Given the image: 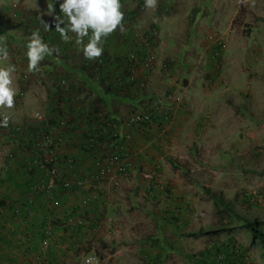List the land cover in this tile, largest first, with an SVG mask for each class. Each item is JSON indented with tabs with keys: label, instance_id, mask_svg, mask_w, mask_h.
I'll return each instance as SVG.
<instances>
[{
	"label": "rangeland",
	"instance_id": "374dc122",
	"mask_svg": "<svg viewBox=\"0 0 264 264\" xmlns=\"http://www.w3.org/2000/svg\"><path fill=\"white\" fill-rule=\"evenodd\" d=\"M51 2L0 0V35L9 48V60L0 63L16 66L18 85L10 110L15 122L0 128V229L3 219L26 225L37 216L15 199L22 192L18 184L33 170L42 175L33 190L49 197L48 212L68 199L71 206L54 224L38 223L33 237L15 234L10 246L20 247V254L2 247L7 241L0 235V264H264V239L245 226L248 220L264 232V0H159L155 9H146L143 0H121L126 30L114 31L103 55L91 61L54 29L43 31L41 16L54 28L44 15ZM37 27L61 51L29 73L24 45ZM105 69L135 76L134 85L122 86L131 92L116 88L129 99L114 102V129H124L117 135L131 172L102 174L100 167L88 181L61 183L66 162L55 153L51 129L59 162L54 189L62 191L49 192L51 165L39 157L45 147L37 136L49 130L42 122L51 116V102L42 108L32 102L37 95L48 102L80 84L91 90L82 73L106 88L101 74L111 71ZM156 106L167 117L149 131L127 124L132 113ZM138 131L144 146L127 150ZM156 163L166 190L149 195L142 171ZM65 182L69 193L75 189L71 198L64 196ZM64 236L66 252L53 250V239Z\"/></svg>",
	"mask_w": 264,
	"mask_h": 264
},
{
	"label": "crops",
	"instance_id": "0c3cea01",
	"mask_svg": "<svg viewBox=\"0 0 264 264\" xmlns=\"http://www.w3.org/2000/svg\"><path fill=\"white\" fill-rule=\"evenodd\" d=\"M105 70L111 71L107 69ZM101 77H103L104 82L107 84L106 88L93 85L90 76L86 73H82L80 79L82 82H90L92 85L91 90L90 88L88 90L83 88L80 84L78 87H73L64 93L61 91L55 92L48 102H43L42 98H36L38 95L34 100L30 99L29 96H26V101L30 102L33 100L32 103L35 107L42 108L47 105V103L51 102L48 104L51 106V116H49V119L47 118L48 120L42 122V125L46 126L49 130L52 129L55 153L66 162L61 165V183L62 180L76 182L85 179L88 181V176L95 173L100 167L103 168L106 162H108V157L113 152V143H110V141H115L117 133L120 132L121 134L124 130L119 124L118 129H114V126H116L117 123L115 122L117 117L115 116L114 110L119 109L118 104H114V102H118L117 98H120V100H128L129 98L123 96L119 97V92L116 88L119 86L120 90L123 89L125 92H127L126 90L131 92L129 86H122L126 83L134 85V83L130 81H132L135 76H129L128 74H122L121 72L113 73L111 71L108 73H102ZM108 84H110V86H108ZM39 95L43 97L40 93ZM28 109L29 108L26 107L25 112L23 110H20V112L22 111V114L27 113L29 111ZM103 111L106 113L103 114ZM23 115L25 116V114ZM100 115L106 120L112 121L114 124H109L100 118ZM18 125L26 128L27 123H18ZM9 128L10 127L8 126L7 128L2 129ZM120 139H122V137H120ZM144 140H146V138L140 135V131L136 132L134 140L130 141V143L128 142L127 150H135L137 146L143 147L145 144ZM20 150L22 151L21 158H23L25 156V149L21 148ZM26 157L29 159V156L26 155ZM70 161L71 164L68 163ZM30 175H32V177L29 175H27V177L23 176L24 180H22V184H18L22 187V192L19 191V194L15 199L21 200L23 205H25V210L30 212L32 210L37 216L32 217V220H27L28 222L26 225L23 223L21 224L20 221H9L8 218L3 219L1 223L0 235L7 241L6 245L2 247H7L9 251L13 249L12 252H16V254H20L22 249L18 246H10V241H16L14 239L15 234L18 233V236L21 237L22 232L24 233L25 231L29 232L33 237L34 230L38 229V223H41L42 226H45L47 223L54 224L52 220H56L57 217L64 218L63 212L71 206V199H68L67 202H61L60 207L56 208L57 212H48L47 209L51 206L48 201L49 197L43 193L42 190H40L41 192L39 190H37V192L33 190L42 175L34 172V170ZM66 188L67 189L65 190L67 191L64 196H70L71 198L72 195H74L75 189L73 192L69 193V186H66ZM53 190L54 193H60L62 191L61 187ZM57 195L58 194H56V196ZM28 207H30L31 210H27ZM67 222L69 223V220L65 223ZM25 226L28 229L25 228ZM14 229L17 231H14ZM58 231L60 230H56V232ZM59 236L60 235H57L56 237L60 238ZM56 239H53L52 241L54 245L53 250L59 251L61 248L64 250L67 246V244H65L68 239L67 236L61 237L62 242L56 241Z\"/></svg>",
	"mask_w": 264,
	"mask_h": 264
},
{
	"label": "clouds",
	"instance_id": "9594fccd",
	"mask_svg": "<svg viewBox=\"0 0 264 264\" xmlns=\"http://www.w3.org/2000/svg\"><path fill=\"white\" fill-rule=\"evenodd\" d=\"M159 0H143L146 9H155ZM57 5L59 11L57 12ZM44 15L51 16L54 28L40 17L43 31L54 29L63 43H74L85 60L100 58L105 51L108 37L117 29L124 32L125 12L121 0H52ZM27 71L39 72L41 61L46 57H59L57 44L47 41L39 27L34 28L25 41ZM9 60L6 37L0 35V62ZM16 66L0 63V128H7L15 122L13 113L15 97L18 94Z\"/></svg>",
	"mask_w": 264,
	"mask_h": 264
},
{
	"label": "built area",
	"instance_id": "2783aa9c",
	"mask_svg": "<svg viewBox=\"0 0 264 264\" xmlns=\"http://www.w3.org/2000/svg\"><path fill=\"white\" fill-rule=\"evenodd\" d=\"M167 114H163L161 107L156 106L151 110H144L141 112H135L130 115L127 120V124L131 127L138 128L143 131H149L150 126L155 122H162V117H167ZM40 141L37 140L38 145L44 146L45 155H40L41 161L46 160V164L51 165V168L48 170L49 183L46 186L49 191L53 192V189L56 185V177L59 173V162L56 156L53 155V146H52V133L51 130L44 131L37 136ZM131 138L130 135H126V139ZM119 139V141H118ZM117 144L114 148L117 152L113 153L108 162L105 164L101 170L102 174L109 173L112 168L120 174H130L131 172V159L122 149L123 141L120 139V135L115 137ZM115 144V141H112ZM161 166L159 163L154 164L152 167H149L142 171V177L147 183V191L149 195H154L156 191H165L166 185L161 180ZM67 182H65V186ZM36 188V186H35ZM46 239H49V236H46ZM45 244L49 243L47 240ZM48 247V244H47ZM46 247V248H47Z\"/></svg>",
	"mask_w": 264,
	"mask_h": 264
},
{
	"label": "trees",
	"instance_id": "16d2710c",
	"mask_svg": "<svg viewBox=\"0 0 264 264\" xmlns=\"http://www.w3.org/2000/svg\"><path fill=\"white\" fill-rule=\"evenodd\" d=\"M97 117H99V116H97ZM109 123V122H108ZM113 140H114V138H113ZM117 140H115V142H116ZM118 141H119V139H118ZM117 141V142H118ZM117 142L115 143V144H113V147L117 144ZM113 143V142H112ZM206 193L210 196V197H212V198H214L215 200H217V202L219 203V204H223L224 203V200H223V198L222 197H219L215 192H212L211 190H206ZM245 226L248 228V229H250V230H252V232H254L256 235H258L259 237H261L262 239H264V232L263 231H261L259 228H257L256 226H254L253 225V223L251 222V221H248V220H246L245 221Z\"/></svg>",
	"mask_w": 264,
	"mask_h": 264
}]
</instances>
